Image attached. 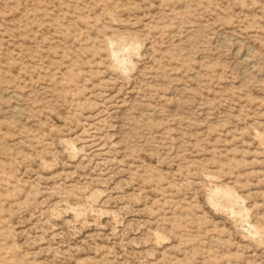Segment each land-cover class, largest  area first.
<instances>
[{
    "label": "rangeland",
    "instance_id": "1",
    "mask_svg": "<svg viewBox=\"0 0 264 264\" xmlns=\"http://www.w3.org/2000/svg\"><path fill=\"white\" fill-rule=\"evenodd\" d=\"M0 264H264V0H0Z\"/></svg>",
    "mask_w": 264,
    "mask_h": 264
},
{
    "label": "bare ground",
    "instance_id": "2",
    "mask_svg": "<svg viewBox=\"0 0 264 264\" xmlns=\"http://www.w3.org/2000/svg\"><path fill=\"white\" fill-rule=\"evenodd\" d=\"M117 60H119V59H117ZM121 62V61H120ZM217 192V191H216ZM219 192V191H218ZM233 194V193H232ZM235 195V194H234ZM222 196V195H221ZM220 196V197H221ZM230 194L228 193V194H226L225 196H223V200H221L222 201V203L221 202H218L216 205H221L222 207H224V208H227L228 209V202L230 201ZM236 197V196H235ZM235 197H234V199H235ZM214 198V197H213ZM237 198V197H236ZM221 199V198H220ZM236 200V199H235ZM215 201V200H214ZM237 201H239V200H237ZM217 202V201H216ZM214 203V202H213ZM221 203V204H220ZM235 203V202H234ZM234 203H230V204H234ZM236 204V203H235ZM238 205V204H237ZM220 207V206H219ZM229 208H231V207H229ZM241 208V207H240ZM241 212H242V210H241Z\"/></svg>",
    "mask_w": 264,
    "mask_h": 264
}]
</instances>
